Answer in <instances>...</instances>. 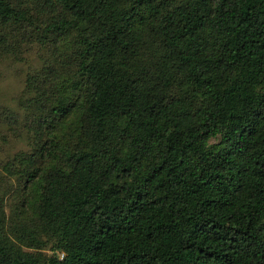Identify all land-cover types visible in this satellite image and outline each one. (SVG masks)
Instances as JSON below:
<instances>
[{
	"label": "trees",
	"instance_id": "obj_1",
	"mask_svg": "<svg viewBox=\"0 0 264 264\" xmlns=\"http://www.w3.org/2000/svg\"><path fill=\"white\" fill-rule=\"evenodd\" d=\"M27 53L0 264H264V0H0Z\"/></svg>",
	"mask_w": 264,
	"mask_h": 264
},
{
	"label": "rangeland",
	"instance_id": "obj_2",
	"mask_svg": "<svg viewBox=\"0 0 264 264\" xmlns=\"http://www.w3.org/2000/svg\"><path fill=\"white\" fill-rule=\"evenodd\" d=\"M38 63V55L34 53H27V58L20 62L0 61V104L17 109V100L24 95L26 74L28 70L37 69Z\"/></svg>",
	"mask_w": 264,
	"mask_h": 264
}]
</instances>
